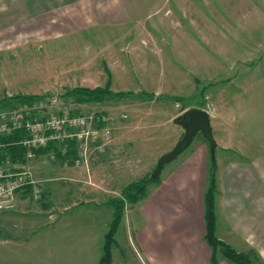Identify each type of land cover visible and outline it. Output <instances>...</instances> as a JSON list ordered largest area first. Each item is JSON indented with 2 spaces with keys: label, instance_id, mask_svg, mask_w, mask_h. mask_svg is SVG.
<instances>
[{
  "label": "rangeland",
  "instance_id": "1",
  "mask_svg": "<svg viewBox=\"0 0 264 264\" xmlns=\"http://www.w3.org/2000/svg\"><path fill=\"white\" fill-rule=\"evenodd\" d=\"M206 1L190 0L187 5L179 6L177 0H163V10H173L168 19L139 22V29H130L132 36H114L116 30L113 29L62 36L35 49L32 55H42L35 60L27 59L25 48L21 52L0 49V98L16 93L56 94L59 106H67L72 112H108L115 126L131 130L134 143L129 148L132 155L127 164L136 165L131 167V173L112 183L115 194L100 192L95 186L86 184L90 192L68 198L74 205L62 210L59 219L49 227H44L43 216L36 213L27 215L28 223L23 219L18 221V226H5L3 231L7 236L12 238L18 234V239L0 242V264H98L104 235L113 217V208L108 201L120 197L123 186L140 180L142 175H150L160 155L171 149V135L177 128H182L176 120L184 110L193 105H212L211 95L212 98L217 92V97L222 95L224 86H227L225 94L234 92L240 81L236 78H242L237 73L244 69L243 61L253 64L245 78L248 89L242 96L245 119L255 117L264 123V75L259 77L254 72L256 67L264 69V0H210V5ZM185 11L187 15L183 14ZM157 13L161 17L164 15V11ZM95 33L98 36H94ZM108 43L113 47L106 50ZM121 45L123 49H120ZM256 55L259 67L254 60ZM127 57H130L129 61H126ZM85 77L92 78L95 83L84 84L89 81ZM107 83L115 92H141L144 89L149 97L143 95L141 99H135L132 94H126L124 97L108 96L96 102L64 95L66 89L74 86L93 88ZM205 90L211 94L209 91L200 94ZM174 95H180L186 101L172 99ZM57 109L47 108L45 112L55 113ZM121 113L127 114L126 118H121L123 120L118 119ZM201 134L195 135L191 145ZM256 136L253 134L254 138ZM130 137L127 135L126 139ZM182 152L162 166L159 176ZM120 153L111 159L112 164L120 162ZM74 158L67 155L60 162L56 155L51 157L45 153L30 162L35 167L37 180V191H32L28 199L32 206L42 208L48 204L50 184L58 181L48 168L54 164L72 163ZM150 162L153 164L147 173L145 165ZM104 173L106 177L111 172ZM150 189H153L151 184L147 186V192ZM92 191L98 194L94 195ZM98 199L107 203L96 205L91 201ZM139 202L143 201L124 205L111 247L113 264H142L134 236H145L141 233L144 219L138 210ZM240 242L244 251L253 248L242 240ZM260 248L264 256V245ZM256 252L259 255L257 263L264 264V258ZM75 253L76 260L63 261V255L70 258ZM162 264L170 263L163 261Z\"/></svg>",
  "mask_w": 264,
  "mask_h": 264
},
{
  "label": "crops",
  "instance_id": "2",
  "mask_svg": "<svg viewBox=\"0 0 264 264\" xmlns=\"http://www.w3.org/2000/svg\"><path fill=\"white\" fill-rule=\"evenodd\" d=\"M162 1L0 0V49L5 48L11 51L14 49L21 52L25 48L27 59L35 60L42 56L32 55L35 49L38 50L45 42L55 41L62 36L67 37L87 30L107 29L116 30L114 36L116 34L121 37L132 36L130 29H139V22L148 19L155 21L168 19L173 10L171 8L163 10ZM189 1L177 0V3L183 6ZM206 3L210 5V0ZM158 11H164L163 17L158 15ZM183 14L188 13L185 11ZM145 30H147L146 27ZM96 35L98 36V33L94 34ZM109 46L113 47L108 43L106 50H109ZM123 48L124 46L121 45L120 49ZM254 58V60L258 59L257 55ZM114 59L118 58L115 56ZM129 59L130 57H127L126 61ZM256 62L259 67L260 62L257 60ZM242 63L245 64V70L241 68L242 71L237 73V76L242 78H236L240 81L233 93L225 94L227 86H224L225 91L221 93L222 95L217 97L218 92L213 94L214 98L211 95L212 105L201 104L191 107L203 108L209 113L212 134L216 140L214 151L216 235L225 243L234 246L233 248H239L236 249L239 251H244L240 242L242 240L246 246L253 247L264 258L259 250L260 245H264V123H260V119L254 116V119H245L246 112L241 104L242 96L248 89V85L245 84L248 81L246 82L245 78H247L248 69H251L253 64L247 61ZM254 72L259 77L264 75V69L260 67H256ZM85 78L89 81L84 84L95 83L92 78ZM57 82L65 85L72 84L68 81ZM208 91L205 90L200 94L204 95ZM132 93L135 99L144 97L139 95V92ZM118 119L123 120L121 117ZM111 123L112 142L103 153L91 155L87 165L76 166L72 161V163L54 164L48 168L58 180L50 184L48 204L42 208L32 206L28 200L29 195L32 194L31 190L17 194L15 207L0 212L1 235H3L2 232L6 234L3 231L5 226H18V221L23 219L28 223L29 213L41 214L46 224L44 227H49L52 222L59 219L58 214L62 213V210L74 205L73 201L68 198L90 192L85 187L86 184L95 186L100 192L115 194L113 184L116 179L120 180L124 174L131 173V167L136 165L135 163L127 164L132 155L129 148L134 143L130 137L131 130L126 127L125 131V127L120 128L112 121ZM182 128H177L171 135L169 143L171 148L180 138ZM253 134L257 136L254 138ZM127 135L131 139L127 140ZM66 146V154L61 153L59 145H53L39 150L35 158L47 153L49 149L56 151V157L60 162H63L67 155L75 157L74 145L69 142ZM119 152L122 154L120 162L112 164L111 159L114 155L118 157ZM209 155V143L201 134L197 136L192 145L190 143L184 149L178 156L179 158H176L165 169L164 176L162 174L157 180L149 183L153 189L147 192L146 188V194L139 199L143 202H139L138 210L144 219L142 232H140L146 237L139 234L134 236L138 247V257L142 264H162L163 261L170 264H210L211 248L204 239V192L207 186ZM152 164L150 162L145 165V172L150 171ZM32 168L35 172L34 165ZM102 172L111 173L104 177L105 173L103 175ZM92 192L94 195L98 194ZM91 201L100 205L106 200ZM219 230L220 233H218ZM7 235L0 236V242L18 239V234L13 235L12 238ZM76 254L70 258L63 255L62 259L63 261L76 260ZM59 261L62 260L59 259ZM111 264H113L112 260ZM215 264L230 263L220 253H217Z\"/></svg>",
  "mask_w": 264,
  "mask_h": 264
},
{
  "label": "built area",
  "instance_id": "3",
  "mask_svg": "<svg viewBox=\"0 0 264 264\" xmlns=\"http://www.w3.org/2000/svg\"><path fill=\"white\" fill-rule=\"evenodd\" d=\"M53 107L58 108L55 113L45 112ZM126 115L121 113L120 117ZM111 120L108 112H72L67 106H59L56 94L0 107V212L15 207L17 194L37 191L30 162L39 150L59 145L61 153L66 154L70 142L76 153L74 165H87L91 155L103 153L112 142ZM10 145L21 146L22 156L13 159L6 151ZM46 152L51 157L56 155L53 149Z\"/></svg>",
  "mask_w": 264,
  "mask_h": 264
},
{
  "label": "trees",
  "instance_id": "4",
  "mask_svg": "<svg viewBox=\"0 0 264 264\" xmlns=\"http://www.w3.org/2000/svg\"><path fill=\"white\" fill-rule=\"evenodd\" d=\"M126 94H133L130 91L113 92L109 89V84L105 86H95L93 88L87 86H74L66 89L64 95H75L81 100L100 102L108 96H124ZM139 95H146L147 92H139ZM37 94L16 93L10 96L0 98V107L9 105L12 102H22L31 98L37 97ZM172 99L185 102L184 97L180 95L171 96ZM6 151L14 159L21 157L23 148L17 145H10ZM216 161L214 153L210 152L209 164L207 168V186L204 192V221L205 234L204 239L211 248L210 264L216 263V254L220 253L230 264H258L259 255L256 250L250 248L248 251H239L219 239L215 232L216 213H215V191H216ZM159 178V174L155 177H143L140 180L133 181L125 185L121 190V196L112 198L108 204L113 208V217L109 224V228L104 235L102 243V253L100 255L98 264H111L112 252L111 247L114 242V234L120 222L124 205L126 202H136L146 194L147 185Z\"/></svg>",
  "mask_w": 264,
  "mask_h": 264
},
{
  "label": "water",
  "instance_id": "5",
  "mask_svg": "<svg viewBox=\"0 0 264 264\" xmlns=\"http://www.w3.org/2000/svg\"><path fill=\"white\" fill-rule=\"evenodd\" d=\"M176 122L183 127V132L174 146L160 155L150 173V177L157 176L162 166L182 152L191 143L197 132H201L209 143L210 152L214 153L215 151L216 140L212 134L209 113L205 109L199 107L187 108L181 113L180 118Z\"/></svg>",
  "mask_w": 264,
  "mask_h": 264
}]
</instances>
